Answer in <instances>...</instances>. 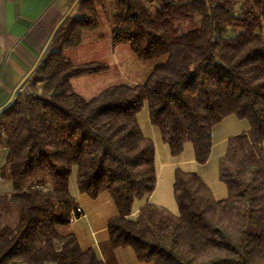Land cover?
<instances>
[{"label": "trees", "instance_id": "trees-1", "mask_svg": "<svg viewBox=\"0 0 264 264\" xmlns=\"http://www.w3.org/2000/svg\"><path fill=\"white\" fill-rule=\"evenodd\" d=\"M108 4L114 47L166 59L143 83L86 98L72 79L110 65L75 63L65 51L99 28ZM196 17L193 28L177 25ZM144 102L171 154L190 141L200 164L209 160L216 124L230 114L249 121L219 161L226 199L217 200L198 173L176 168L179 213L148 203L132 218L135 201L157 185L155 144L138 122ZM74 167L81 193L108 191L117 205L108 222L114 248L130 246L155 264H264V0H244L240 10L235 0H78V12L60 22L0 111V178L12 182L11 193H0V264H105L68 229L79 207ZM9 203L20 204L15 227L2 226Z\"/></svg>", "mask_w": 264, "mask_h": 264}, {"label": "crops", "instance_id": "crops-1", "mask_svg": "<svg viewBox=\"0 0 264 264\" xmlns=\"http://www.w3.org/2000/svg\"><path fill=\"white\" fill-rule=\"evenodd\" d=\"M77 7L78 0H0V111L13 100L26 77L47 49L57 26L66 16L72 14ZM102 12H100L99 28L85 32L82 43L75 49L80 48L86 42V38H89L88 48L94 55L100 53L102 44L108 43V41L114 54H116V50L127 45L113 46L112 31L114 25L111 23L110 18L113 17L114 11L112 9V13L106 18ZM103 21L106 22L105 25ZM123 48H125L122 49L123 52L120 51L117 54L118 64L122 66L120 67L123 74L139 75L146 70L150 71L149 73L152 72L155 66L147 68L145 65L133 62L131 47L130 49ZM66 56L75 63L99 61L91 57L84 58L82 54L77 56L76 59L68 56V54ZM130 63H135L139 68L135 71L136 73L134 71L132 73ZM91 85L92 82L89 80L87 86ZM244 120L246 119L239 118L235 114L223 118L213 127L212 149L209 160L204 164L196 161L198 165L192 164V168L185 170L198 173L211 188L217 200L226 199L228 196L227 186L219 177V161L226 153L229 138L250 129V123ZM153 135L157 136L154 130ZM147 137L152 139V136ZM162 150L164 158L160 161V166L161 169H164L169 167L172 161L168 155V153L171 154L170 148L168 153H166L164 147H162ZM157 159L158 155L155 147L156 165ZM175 170L176 168L174 169L172 182L169 180L165 189L159 194L160 179L157 173L155 190L153 193L146 195L147 197L144 196L145 198L141 199L139 204L135 201L132 218H136L141 207L148 203L162 205L175 214L179 213V207L174 196ZM72 175L70 180L71 194L74 196L77 205L83 209L84 215L71 221L68 229L75 233L81 248L83 250L93 249L98 258L105 264H155L152 261L139 260L135 250L130 246L114 248L111 245L108 222L119 215L113 197L108 191L102 192L96 198L81 193L77 181L76 185L72 181Z\"/></svg>", "mask_w": 264, "mask_h": 264}, {"label": "rangeland", "instance_id": "rangeland-1", "mask_svg": "<svg viewBox=\"0 0 264 264\" xmlns=\"http://www.w3.org/2000/svg\"><path fill=\"white\" fill-rule=\"evenodd\" d=\"M235 2H236L237 10H240L244 4V0H235ZM77 12H78V7L72 13V15L76 14ZM99 12H102L105 15V18L109 17V14L112 13V7L110 4H108L106 9L104 10L99 9ZM110 19H111L110 20L111 23L114 25L113 17H111ZM199 22L200 20H198V18L196 17V18H192L187 21H184V22H178L177 25L182 30H188L190 28L197 26ZM103 24L105 25L106 22L103 21ZM235 33H236V30L231 29L230 35L232 36ZM88 41H89V38H86V42L82 46H80V48L78 49L73 48L75 50L68 49L66 50L67 51L66 54H68V56L74 59H76L77 56L81 54L84 58L91 57L93 59H98L101 62L108 63L110 65V68L107 71H103V72L96 73V74L78 76L72 79L73 90L78 93L83 94L84 97L92 98L98 95L103 89L109 86H114V85H119V84L135 85V84L143 83L150 75L149 73L150 71L148 72V70L142 72L139 75L123 74L122 69H121L122 66L118 64L119 60H117V54L120 51L123 52L122 49H125L123 47H127L126 49H130V46L128 44L116 50V54H114L112 51V46H110L109 41H108V43L102 44V50L100 51V53L94 55L91 53V50L88 48V43L90 42ZM131 55H133L132 56L133 62L137 64L139 63L142 65H145L147 68H152L153 66H156L157 64L163 62L166 59V57H162L159 59H152V60H140L133 53ZM135 63H130L131 64L130 67L132 68V73H134L135 71L139 69ZM89 80H91L92 82L91 86H87V82ZM244 121L249 123L247 119ZM138 122L142 129L143 134L145 136H152L154 144L156 143L155 147L157 149V155H158L156 172L159 174V179H160V187L158 190V194H159L165 189V186L168 184L169 180L170 182H172L171 180L174 178L175 168H181L183 170H186V169L192 168L191 167L192 164L198 165L195 159L193 144L190 141L186 142L185 148L179 156H173L172 154H169L168 144H166L162 140L159 127L153 124L152 121L150 120L149 107H148L147 102L143 103V106L140 112L138 113ZM153 130L155 131L157 136L153 135ZM162 147L166 149V153H168L172 161V164H170L169 167H165L164 169H161V166H160V161L163 160L164 158ZM72 174H73L72 181L75 182V185H76L77 167H74ZM11 191H12L11 180L0 178V193L9 194L11 193ZM144 198L145 197L141 199H144ZM141 199H137L136 203L139 204V201H141ZM20 210L21 208H20L19 203H9L6 206H4L2 226L3 225H8L11 227L17 226V224L20 221V217H21ZM61 230L64 231V228H61ZM49 264H52V263H49Z\"/></svg>", "mask_w": 264, "mask_h": 264}, {"label": "built area", "instance_id": "built-area-1", "mask_svg": "<svg viewBox=\"0 0 264 264\" xmlns=\"http://www.w3.org/2000/svg\"><path fill=\"white\" fill-rule=\"evenodd\" d=\"M84 215V211L81 207H77V209L72 213V221L77 219L78 217Z\"/></svg>", "mask_w": 264, "mask_h": 264}]
</instances>
